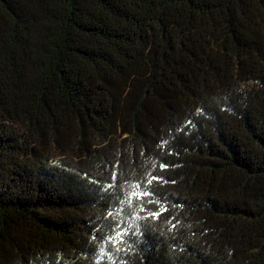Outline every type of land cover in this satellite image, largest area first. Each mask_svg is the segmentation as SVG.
I'll use <instances>...</instances> for the list:
<instances>
[{
  "label": "trees",
  "instance_id": "1",
  "mask_svg": "<svg viewBox=\"0 0 264 264\" xmlns=\"http://www.w3.org/2000/svg\"><path fill=\"white\" fill-rule=\"evenodd\" d=\"M0 264H264V0H0Z\"/></svg>",
  "mask_w": 264,
  "mask_h": 264
}]
</instances>
